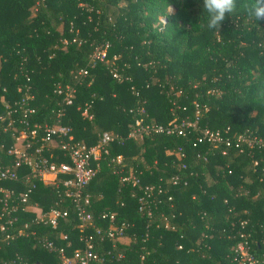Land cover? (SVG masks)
<instances>
[{
	"label": "trees",
	"instance_id": "trees-1",
	"mask_svg": "<svg viewBox=\"0 0 264 264\" xmlns=\"http://www.w3.org/2000/svg\"><path fill=\"white\" fill-rule=\"evenodd\" d=\"M235 3L237 11L216 32L200 26L202 0H0V115L4 101L18 100L17 88L27 83L36 121L55 124L62 110L76 142L94 145L101 132L122 138L109 145L84 192L93 226L106 229L100 213L115 212L129 242L100 239L90 227L96 264H239L234 248L240 232L250 252L264 258V17L247 18L245 6L258 0ZM105 43L106 59L91 61L94 48ZM56 84L75 89L70 105L61 104ZM195 116L200 127H229L231 139L243 135L262 143L192 146L193 130L184 137L153 130L141 139L127 136L136 118L166 126ZM3 126L0 121V144ZM116 155L120 164L109 161ZM120 167L141 186L174 174L186 185L162 183L171 200L160 194L139 209L140 189L120 180L114 172ZM32 202L40 213L54 207L68 215L51 228L29 222L34 212L16 213L17 227H28L10 241L0 230V264H60L43 239L64 246L66 235L67 254L82 246L71 200L39 183Z\"/></svg>",
	"mask_w": 264,
	"mask_h": 264
},
{
	"label": "built area",
	"instance_id": "built-area-1",
	"mask_svg": "<svg viewBox=\"0 0 264 264\" xmlns=\"http://www.w3.org/2000/svg\"><path fill=\"white\" fill-rule=\"evenodd\" d=\"M164 21L165 19L162 20V22ZM107 47V43L96 46L91 55V61H104ZM111 73L114 78L120 80L116 68H112ZM79 74L85 76L86 70H80ZM26 82H29V78H26ZM17 90L20 93L18 100L12 103L4 101V116L0 115V121H4V143L0 144V149L3 151L0 156V182L13 184L10 187L0 185V219H3V222H0V230L4 231V240H13L27 229L28 222H24L21 228L17 227L16 213L18 212H34L36 215L29 222L43 223L51 228H55L61 220L67 217L66 210L51 207L49 210L40 213L37 209L38 205L33 202L30 203L37 185L42 183L52 187L55 192L62 194L63 197L74 203L78 221L77 229L80 233L79 241L82 243L81 247L73 249L70 254H67L66 251L70 246L66 235L63 236V240L66 241L64 246H56L54 241L43 239L41 240L42 247L48 252H56L60 264H96L100 257L95 251L94 235L87 233V229L93 228L94 234L100 239L105 237L113 243H122L126 226L123 222L116 224L115 212H102L99 218L108 222L106 229L94 227L92 215L87 211L89 196L84 192V189L99 171L100 162L109 155V145L114 141L120 143L122 138L109 132H101L98 134V139L94 145L87 146L84 143L76 142L70 127L62 123V110L57 113L55 124L36 121L34 119L36 109L31 103L34 94L30 87L26 83L19 86ZM53 92L61 96V104L64 106L70 105L75 95V89L69 85L56 84ZM195 107L197 109L196 104ZM87 109V107L84 108L81 114L87 115ZM139 112L142 114L144 110L140 109ZM198 121L197 116L191 120L174 118L166 126H149L143 122L142 118H136L127 136L132 139H141L150 130H153L156 133L184 137L190 130H193L196 134L191 141L192 146L209 144L215 147L223 143L228 147L233 140L235 147L239 148V145L244 143L251 148L254 143H262L259 139H251L243 135L233 136L231 139L229 127L212 130L207 127H200ZM176 154L179 158H186L182 147L177 148ZM201 157L205 160L206 156L201 155ZM109 161L120 164L121 156L111 157ZM186 168L185 162L182 163L181 169ZM114 172L119 175L123 183L129 182L132 187L140 189L139 209H142L157 195L166 196L168 190L166 191L162 187V183L172 186L186 185V181L177 174L171 175L165 182L160 178L156 184L141 186L135 175L131 173L123 175L122 167L114 170ZM167 200H171V196L168 194ZM149 211H147L148 214ZM244 225V221L240 222L242 229ZM165 227L171 230L175 229L174 226H169L167 222ZM239 237L240 241L234 248L238 263L264 264V258L260 259L250 252L246 239L247 234L240 232ZM177 249H181V245L177 246ZM120 256L119 254L118 257Z\"/></svg>",
	"mask_w": 264,
	"mask_h": 264
},
{
	"label": "clouds",
	"instance_id": "clouds-1",
	"mask_svg": "<svg viewBox=\"0 0 264 264\" xmlns=\"http://www.w3.org/2000/svg\"><path fill=\"white\" fill-rule=\"evenodd\" d=\"M203 22L201 28L219 32L222 23L237 11L235 0H202ZM247 18L258 20L264 17V0L245 6Z\"/></svg>",
	"mask_w": 264,
	"mask_h": 264
},
{
	"label": "rangeland",
	"instance_id": "rangeland-1",
	"mask_svg": "<svg viewBox=\"0 0 264 264\" xmlns=\"http://www.w3.org/2000/svg\"><path fill=\"white\" fill-rule=\"evenodd\" d=\"M170 11L172 12L173 9L170 8ZM163 19H164V17H162V16L159 17V20H160V21H162ZM121 241H122L123 244H127V243L129 242V238H128V237H123Z\"/></svg>",
	"mask_w": 264,
	"mask_h": 264
}]
</instances>
